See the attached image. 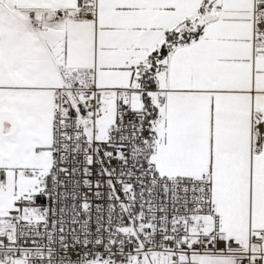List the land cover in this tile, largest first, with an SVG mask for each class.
Masks as SVG:
<instances>
[{
  "label": "snow or ice",
  "instance_id": "snow-or-ice-1",
  "mask_svg": "<svg viewBox=\"0 0 264 264\" xmlns=\"http://www.w3.org/2000/svg\"><path fill=\"white\" fill-rule=\"evenodd\" d=\"M0 264H264V0H0Z\"/></svg>",
  "mask_w": 264,
  "mask_h": 264
}]
</instances>
